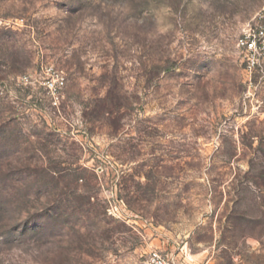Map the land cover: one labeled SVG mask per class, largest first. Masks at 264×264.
<instances>
[{"label": "rangeland", "instance_id": "374dc122", "mask_svg": "<svg viewBox=\"0 0 264 264\" xmlns=\"http://www.w3.org/2000/svg\"><path fill=\"white\" fill-rule=\"evenodd\" d=\"M261 10L0 0V264H264Z\"/></svg>", "mask_w": 264, "mask_h": 264}, {"label": "built area", "instance_id": "2783aa9c", "mask_svg": "<svg viewBox=\"0 0 264 264\" xmlns=\"http://www.w3.org/2000/svg\"><path fill=\"white\" fill-rule=\"evenodd\" d=\"M237 46L243 51L245 66L248 71L255 69L261 56L264 55V10L256 14L253 24L246 28L237 38ZM51 68H49V72ZM48 91L57 96L59 90L63 87L64 77L52 71L46 80ZM145 264H179L174 257L153 249L148 253Z\"/></svg>", "mask_w": 264, "mask_h": 264}]
</instances>
